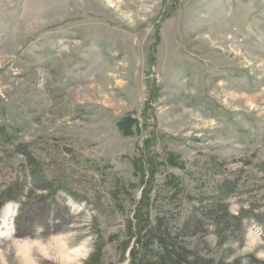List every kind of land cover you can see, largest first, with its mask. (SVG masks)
I'll return each mask as SVG.
<instances>
[{"label": "rangeland", "instance_id": "1", "mask_svg": "<svg viewBox=\"0 0 264 264\" xmlns=\"http://www.w3.org/2000/svg\"><path fill=\"white\" fill-rule=\"evenodd\" d=\"M0 128L29 142L47 176L73 193L52 195L49 214L64 205L70 217L34 237L16 235L27 196L6 202L0 264H83L96 230L109 239L132 207L117 212L111 177L137 198L154 161L156 184L165 173L207 178L209 156L228 169L264 161V0H0ZM2 138L0 185L18 161ZM170 154L184 170L163 159ZM180 204L166 207L177 217ZM245 225L234 239L209 225L190 246L217 264L264 260L260 226ZM105 252L126 264L113 243Z\"/></svg>", "mask_w": 264, "mask_h": 264}, {"label": "trees", "instance_id": "2", "mask_svg": "<svg viewBox=\"0 0 264 264\" xmlns=\"http://www.w3.org/2000/svg\"><path fill=\"white\" fill-rule=\"evenodd\" d=\"M0 137L7 143L6 154L18 157L13 179L0 185V211L6 202L27 196L21 202V221L17 219L21 233L16 235L34 237L38 231L42 235L55 229L58 231L70 214L64 205L49 214L55 200L52 195L73 193L63 184L64 181L47 176V166L34 154L29 142L17 141L4 128H0ZM163 159L172 167L185 169V165H178L177 155H166ZM154 162L151 177L146 179L137 198L130 184L111 177L107 194L115 203L117 212L125 216L124 207L127 204L132 207L125 216L121 231L109 235V239L96 230L92 250L83 264H109L105 252L108 243L114 244L119 261L126 264H217L189 243L193 237L201 240L209 225L220 238L234 239L244 235L246 222H255L264 235V175L258 177L254 173L257 170L264 173V161L240 158L234 160L240 162V168L228 169L225 160L209 156L206 168L210 170V176L207 178L197 171L185 176L165 173L160 184L155 183L152 173L158 170L157 165L162 161ZM36 192L38 195L35 196ZM233 198L239 205L235 211L231 210ZM181 201L184 204H180L181 211L176 217L166 204ZM250 261L264 264V260L253 257ZM231 264H240L239 259Z\"/></svg>", "mask_w": 264, "mask_h": 264}, {"label": "bare ground", "instance_id": "3", "mask_svg": "<svg viewBox=\"0 0 264 264\" xmlns=\"http://www.w3.org/2000/svg\"><path fill=\"white\" fill-rule=\"evenodd\" d=\"M2 219V221H3V224H0V231L2 230V229H4L5 231H7V230H9L10 229V225H9V221H8V214H7V211H4V216H3V218H1ZM5 231H3V232H0V233H5ZM21 253H24V250H21L20 251ZM75 253H76V251H75ZM75 255V254H74ZM63 257H64V260H70V259H72L73 257L72 256H68V255H66V254H63Z\"/></svg>", "mask_w": 264, "mask_h": 264}]
</instances>
